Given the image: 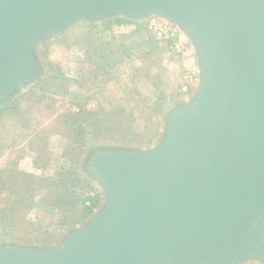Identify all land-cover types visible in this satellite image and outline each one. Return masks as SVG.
<instances>
[{"label":"water","instance_id":"95a60500","mask_svg":"<svg viewBox=\"0 0 264 264\" xmlns=\"http://www.w3.org/2000/svg\"><path fill=\"white\" fill-rule=\"evenodd\" d=\"M114 16L177 27L195 93L154 147L89 153L90 219L53 247L4 245L0 264H264V0H0V103L42 75L40 40Z\"/></svg>","mask_w":264,"mask_h":264},{"label":"rangeland","instance_id":"374dc122","mask_svg":"<svg viewBox=\"0 0 264 264\" xmlns=\"http://www.w3.org/2000/svg\"><path fill=\"white\" fill-rule=\"evenodd\" d=\"M114 17L124 20V24L112 25V29L102 26ZM114 17L100 21H77L65 30L51 34L38 42L35 56L42 75L32 83L21 87L7 102L0 103L2 108L17 101V110L22 112L25 110L32 116L29 125L27 127L25 125L26 131L25 128L22 130V123L18 121L15 124L17 129L14 128L13 132L10 131V134L7 136L5 134L0 139V170L4 173H9L7 157L14 149L20 153L13 154L23 155L17 160V171L51 178L60 168L69 165L66 158L61 155L65 146H68L66 138L68 131L59 124L51 125V121L55 116L62 115L67 105L71 104L73 96H76L79 99L76 105L69 106L70 115L77 114L82 107L91 112H97L96 116H100L99 118L104 121L97 139L90 143L91 148L83 153L78 165V172L92 181L101 194V203H103L102 189L84 169L89 153L98 148L148 150L154 147L161 139L170 110L192 98L196 88L190 93V91H183V87L185 83H188L191 72L198 71L197 61L195 55H192L189 41L182 32L169 23L174 30L173 35L166 40H171L172 44L166 48V44L160 41L156 50L148 49L149 46L145 44L140 47L136 44H140L142 39L144 41L150 38L163 40L156 38L150 29V22L153 19H163L156 16L140 19ZM90 24L94 27L89 26ZM95 26H99L98 30ZM132 30H138L137 34L126 38L125 35ZM96 31H99L101 37L108 38L112 35L114 44L120 43L128 47V50L122 53L121 60L116 61L117 64L113 67L87 61L82 49L80 50L85 40ZM56 66L62 69L66 79H72L67 87L66 81L51 83L48 79L50 76L48 69ZM155 74H159V82H156ZM40 79L49 82L43 85L45 91L29 88ZM47 103H49L48 106ZM40 112L42 115L49 113L52 118L49 120L39 118ZM61 118L64 119L63 115ZM94 118L93 116L90 120ZM63 122L64 120L62 124ZM11 124L12 122L8 121V126ZM43 128H46L48 133L47 142L45 148L36 153L30 148V143L35 138V133ZM37 160L40 164L36 163ZM4 173H2L3 177ZM2 195L3 197H0V247L4 245L53 247L58 245L71 230L85 223L77 225L65 235H59V230L55 229L56 211L50 212L48 208L41 206L39 195L32 198V208L26 211L22 219L15 210L11 214L8 213L11 208L7 202L11 203V199H4L5 191ZM9 220H12L14 224L22 220L23 224L18 223L7 233L3 224ZM46 231L51 236L48 234L46 236ZM38 241L41 243L37 244ZM245 264L259 263L251 261Z\"/></svg>","mask_w":264,"mask_h":264},{"label":"trees","instance_id":"16d2710c","mask_svg":"<svg viewBox=\"0 0 264 264\" xmlns=\"http://www.w3.org/2000/svg\"><path fill=\"white\" fill-rule=\"evenodd\" d=\"M121 24H124V20L114 17L110 18L108 23L106 22L102 26L112 29V25L119 26ZM143 24L146 26L145 23ZM89 26L94 27V25L91 24ZM95 28L98 30L99 26H95ZM137 31L138 30L130 31L125 35L126 38L133 37L134 34H137ZM113 38L114 36L112 35L108 38L101 37L99 31H96L94 35L85 40L86 42H84L80 50L82 49L87 61L95 62L99 65L103 64L105 67L110 65L113 67L117 64L116 61L121 60L122 53L128 50L127 46H123L120 43L114 44L112 42ZM140 41L141 43H137V46L140 47L145 44L146 46H149L148 49L153 50H156L160 41L166 44V48L172 44L171 40L166 39L157 40L150 38L146 41L143 39ZM48 72H50L48 79L51 83H56L57 81L58 83H61L66 81L67 87L72 81L71 78L66 79L62 69H59L57 66L48 69ZM158 78H160L159 74H155L156 82H159ZM45 83L49 82L41 81L40 79L29 88L32 90L45 91V88H43ZM194 89L195 88L192 87L188 91L192 93ZM77 99H79V97L73 96L70 101L71 104L69 103L66 110L63 112V124L61 118L62 115L60 114L55 116L51 121V125L58 126L59 124L68 131V134H66L68 146H65L66 148L61 155L66 158L69 165L60 168L55 173V176L51 178H45L43 176L39 177L34 174L17 171V160L19 159V156L23 157V155L20 154L18 156L20 151L14 149L11 150L12 153L7 157V171H9V173L6 174L0 170V197H3L2 192L5 191L6 197L4 199H11L12 203L11 204L10 201L7 202L11 208L8 213L11 214L15 210L16 214L20 215V219H22L23 215L25 216L26 211L29 208H32V198L39 195L41 206L48 208L50 212L56 211L57 216H55V218L57 221H55V229L59 230V235H65L77 225L84 223L85 220L89 219L102 204L101 194L88 177L78 172V165L82 160L83 153L91 148V146H89L90 143L97 139L104 121L99 118L100 116H96L97 112H91L86 108L83 109L80 105L79 107H81V111L77 114L70 115L71 109L69 106L76 105ZM46 105L48 106L49 103ZM17 108V101L0 108V139L5 134L6 136L10 134V131L13 132L14 128L17 129L15 124L18 123V121H21L22 123V130H24L25 125L26 127L29 125L32 116L27 114L25 110L22 112L21 110H17ZM93 116L95 117L94 120H90ZM39 118H43L44 120L47 118V120H49L52 118V115L49 113L42 115L40 112ZM8 121L12 122L10 126H8ZM47 134L46 128L37 131L35 133V138H33L30 143V148L36 153H39L40 149L45 148ZM90 137L91 140H89ZM13 153L18 154L15 155ZM36 163H39V161L37 160ZM2 173L5 174L4 177L2 176ZM12 222V220H9L3 224V228L7 233H9L8 230L10 228H13V226H16L18 223L23 224L22 220H19L17 224ZM45 234L46 236L47 234L51 236L47 231ZM40 243L41 242L38 241L37 244Z\"/></svg>","mask_w":264,"mask_h":264},{"label":"built area","instance_id":"2783aa9c","mask_svg":"<svg viewBox=\"0 0 264 264\" xmlns=\"http://www.w3.org/2000/svg\"><path fill=\"white\" fill-rule=\"evenodd\" d=\"M150 29L153 32L154 36L158 39H167L173 35L172 31L174 27L165 20H155L153 19L150 22ZM193 53V52H192ZM197 71H192L190 77L188 78V83H185L183 91H188L192 87L196 88L197 83Z\"/></svg>","mask_w":264,"mask_h":264},{"label":"flooded vegetation","instance_id":"af4514ba","mask_svg":"<svg viewBox=\"0 0 264 264\" xmlns=\"http://www.w3.org/2000/svg\"><path fill=\"white\" fill-rule=\"evenodd\" d=\"M91 160H92V159L90 158L89 161H88L89 164H90Z\"/></svg>","mask_w":264,"mask_h":264},{"label":"crops","instance_id":"0c3cea01","mask_svg":"<svg viewBox=\"0 0 264 264\" xmlns=\"http://www.w3.org/2000/svg\"><path fill=\"white\" fill-rule=\"evenodd\" d=\"M191 53V52H190ZM192 55H193V53H192ZM193 57V56H192ZM191 58V57H190Z\"/></svg>","mask_w":264,"mask_h":264}]
</instances>
